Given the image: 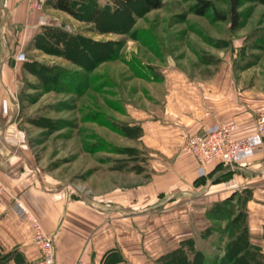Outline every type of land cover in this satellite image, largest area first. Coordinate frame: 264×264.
I'll return each mask as SVG.
<instances>
[{
	"label": "crops",
	"instance_id": "obj_1",
	"mask_svg": "<svg viewBox=\"0 0 264 264\" xmlns=\"http://www.w3.org/2000/svg\"><path fill=\"white\" fill-rule=\"evenodd\" d=\"M43 14L48 25L72 20L48 4ZM39 15L29 11L27 0H0V181L4 188L0 264H36L39 252L31 238L29 215L44 233L54 235L56 264H73L78 258L108 264L103 257L116 250L122 259L115 264H139L142 242L131 241L129 232L146 231L147 218L157 219L162 207L173 215L188 197L206 201L209 211L226 199L224 184L232 178L239 185L232 195L243 196L250 241L264 254V138L248 157L204 174L184 151L187 137L222 124L237 125L234 139L256 137L255 118L264 111V84L246 77L226 59L191 69L175 65L162 69L159 80L148 81L157 84L159 92L148 94L143 104H124L121 115L132 131L125 138L150 154L154 172L132 186L112 181L105 193L93 187L89 195L81 182L69 183L60 172L36 162L18 129L21 89L29 76L24 62H30L35 37L48 26L38 24ZM20 51L24 62L15 61ZM116 214L123 228L117 230L122 234L117 238L112 220Z\"/></svg>",
	"mask_w": 264,
	"mask_h": 264
},
{
	"label": "rangeland",
	"instance_id": "obj_2",
	"mask_svg": "<svg viewBox=\"0 0 264 264\" xmlns=\"http://www.w3.org/2000/svg\"><path fill=\"white\" fill-rule=\"evenodd\" d=\"M154 1L77 0L79 17L69 15L72 20L59 25L47 21V27H60L66 34L82 38L83 45L76 49L114 50V55L104 54L102 59L107 55L109 59L94 68L89 67L92 61L84 63L86 68L79 66L82 60L74 45L67 49L54 40L59 49L46 51L34 44L36 51L30 53L18 129L36 162L60 172L69 183L81 182L89 195L93 187L105 193L112 181L132 186L154 172L150 154L125 138L132 131L121 115L124 104H143L148 94L159 92L158 85L148 81L150 77L159 80L162 69L172 65L191 69L226 59L246 77L264 84V0L239 6L241 25L236 29L230 27L229 0H212L227 14L226 21H215L210 12L194 15L193 0H158V7L152 8ZM106 9L114 12L108 23V15L103 14ZM61 38H65L63 34ZM63 48L76 62L59 55ZM46 68L61 70V77L45 75ZM225 192V200H232L225 220L208 215L206 201L188 197L173 215L162 207L157 219L147 218L146 231L129 232L131 241L142 242L139 264H228L219 262L229 241L226 227L239 214L242 203ZM120 219L117 214L112 218L115 238L122 235L117 233L123 231ZM155 236L157 243L152 244ZM113 252L114 258L122 259L120 251Z\"/></svg>",
	"mask_w": 264,
	"mask_h": 264
},
{
	"label": "trees",
	"instance_id": "obj_3",
	"mask_svg": "<svg viewBox=\"0 0 264 264\" xmlns=\"http://www.w3.org/2000/svg\"><path fill=\"white\" fill-rule=\"evenodd\" d=\"M129 1V0H128ZM194 5L192 6L191 12L196 16H205L207 13H211L213 19L215 21H226L227 20V14L223 11L218 10L212 0H193ZM249 0H229V21H230V27L231 29H236L241 25V14L238 12L239 6ZM158 0H155L153 4H151L152 8H157L159 3ZM46 4H48L50 7H52L55 10L64 12L71 17H79L80 9L78 7L79 3L77 0H47ZM106 11L103 13L106 16L108 15L107 23L111 22L113 20L114 12L112 11ZM125 17V16H124ZM129 21V20H128ZM112 28H114L113 25H111ZM60 27L56 26H49L45 27L41 33H39L34 40V44L44 50H57L54 42H59L63 46L66 45V48L69 49L72 47V45L75 46V50H77L80 60H82V63H78L80 67H85L84 63L92 61V65L89 66L90 68H94L99 63L108 60L110 53L114 55V50H109L107 52H103L102 50H96L93 52H90L88 49H76V46L83 45L82 38H77L75 36H71L69 34H66L63 32ZM63 34V37L61 38V35ZM44 46H48L51 48H44ZM79 49V50H78ZM59 55L64 56L74 62H76V59L72 55L67 54V50L63 48L62 50H58ZM108 54L106 58L102 57L104 54ZM36 67L38 66L35 64ZM86 68V67H85ZM24 69L28 72L30 71V62H24ZM53 77H61V70L54 69V68H46V74ZM151 79H154L150 77ZM238 199L241 200L242 203V209L239 212V214L230 221L228 226L226 227L227 230H229V234L226 235L227 238H229L228 244L225 245V252L224 255L220 258L219 262L221 261H228V264H264V254L262 253L261 249L254 246L250 241V234L248 232V227L246 223V212L244 210V204H243V196L238 195ZM232 203V200H224L223 202H219L216 204H213L211 208L209 209L210 216L214 217L215 219L219 220H225L226 213L228 211L229 205ZM115 252L110 253L109 256H106V263L108 264H115L120 262L121 260L118 259L117 256L114 258ZM113 254V255H112Z\"/></svg>",
	"mask_w": 264,
	"mask_h": 264
},
{
	"label": "built area",
	"instance_id": "obj_4",
	"mask_svg": "<svg viewBox=\"0 0 264 264\" xmlns=\"http://www.w3.org/2000/svg\"><path fill=\"white\" fill-rule=\"evenodd\" d=\"M47 0H27L29 11L40 13L38 24H46L43 14ZM16 62L26 61L25 54L18 52L15 55ZM237 130L235 123L213 126L204 130L201 135L187 137L184 143V151L192 157L200 174L218 165L233 166L236 162L252 154L257 145L264 138V111L255 118L256 137L234 139L233 132ZM225 191L234 192L239 189L237 181L232 178L224 184ZM3 184L0 181V195L3 192ZM31 228V238L38 248L39 256L36 264H56L55 262V238L54 235L43 232L39 222L32 215L28 216ZM73 264H92L78 258Z\"/></svg>",
	"mask_w": 264,
	"mask_h": 264
}]
</instances>
